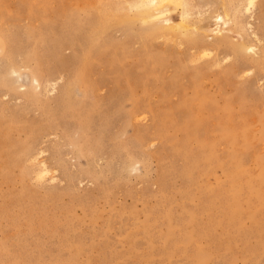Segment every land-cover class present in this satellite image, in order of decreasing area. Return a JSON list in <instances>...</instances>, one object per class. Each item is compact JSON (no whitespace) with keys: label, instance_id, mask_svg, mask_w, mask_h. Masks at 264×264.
Here are the masks:
<instances>
[{"label":"rangeland","instance_id":"rangeland-1","mask_svg":"<svg viewBox=\"0 0 264 264\" xmlns=\"http://www.w3.org/2000/svg\"><path fill=\"white\" fill-rule=\"evenodd\" d=\"M138 1L0 0V264H264V0Z\"/></svg>","mask_w":264,"mask_h":264},{"label":"bare ground","instance_id":"bare-ground-1","mask_svg":"<svg viewBox=\"0 0 264 264\" xmlns=\"http://www.w3.org/2000/svg\"><path fill=\"white\" fill-rule=\"evenodd\" d=\"M143 1V0H142ZM141 1V2H142ZM246 1V0H245ZM138 2H140V0L138 1ZM137 2V3H138ZM177 2V1H176ZM180 2H183L182 0L181 1H179V3L178 4H180ZM185 2H187V0L185 1ZM244 2V1H243ZM242 2V3H243ZM172 3H173V5L175 4V0H145V2H144V4L146 5V6H148L147 8H149V9H154V13L153 14H151V16H158V15H160V14H163L164 15V9L165 8H167L168 6H170V5H172ZM184 3V2H183ZM240 3V2H239ZM238 3V5L239 6H241L240 7V9L241 8H243L242 7V5H241V3L239 4ZM250 3L251 4H253L254 3V0H250ZM143 4V3H142ZM142 4H140V5H142ZM143 4V6H145ZM182 4V3H181ZM244 4V3H243ZM135 5V4H134ZM138 5V4H137ZM176 6H177V3H176ZM186 7L188 8V6L186 5ZM238 7V6H237ZM143 8V7H142ZM236 10H237V8H235ZM139 10H141L140 8H139ZM143 10H145L144 8H143ZM142 10V11H143ZM239 10V9H238ZM149 10H147V12H148ZM244 11V10H243ZM167 12V11H166ZM253 12V11H252ZM141 13V12H140ZM185 13V12H184ZM185 14H187V16H185L186 18H188V13H185ZM190 14V13H189ZM161 16V15H160ZM135 18V17H134ZM140 18V17H139ZM146 18V17H145ZM217 18H220V19H222L221 17H217ZM184 19V18H183ZM216 20H219V19H216ZM140 21V20H139ZM164 22H166V21H164ZM168 22V21H167ZM145 27V26H144ZM147 30V29H146ZM150 30V29H149ZM161 30V29H160ZM166 30V29H165ZM164 30V31H165ZM157 31V30H156ZM163 31V30H162ZM151 32V31H150ZM157 33V32H156ZM253 34V33H252ZM247 41V40H246ZM241 54V56L243 55L244 56V53L243 52H241L240 53ZM250 71V70H249ZM53 85V84H52ZM50 86V85H49ZM40 168V167H39ZM49 174V171H48V169L46 168V167H41V169H40V171L38 172V176L39 177H44V176H47ZM235 177V176H234ZM39 179V178H38ZM40 180H41V178H40ZM43 180H44V178H43Z\"/></svg>","mask_w":264,"mask_h":264}]
</instances>
